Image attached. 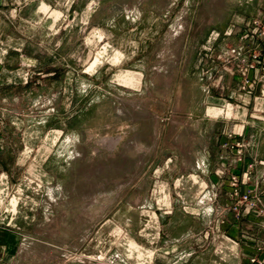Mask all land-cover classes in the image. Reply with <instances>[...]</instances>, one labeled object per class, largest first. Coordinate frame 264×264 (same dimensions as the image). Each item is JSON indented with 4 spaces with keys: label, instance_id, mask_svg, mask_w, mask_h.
Returning a JSON list of instances; mask_svg holds the SVG:
<instances>
[{
    "label": "rangeland",
    "instance_id": "1",
    "mask_svg": "<svg viewBox=\"0 0 264 264\" xmlns=\"http://www.w3.org/2000/svg\"><path fill=\"white\" fill-rule=\"evenodd\" d=\"M253 19L264 27V0L0 5V230L19 237L0 259L264 260V213L231 186L251 170L241 186L255 189L264 168L239 170L246 142L228 97L241 70L230 51L245 46L236 32ZM229 103L230 117L213 116Z\"/></svg>",
    "mask_w": 264,
    "mask_h": 264
},
{
    "label": "crops",
    "instance_id": "2",
    "mask_svg": "<svg viewBox=\"0 0 264 264\" xmlns=\"http://www.w3.org/2000/svg\"><path fill=\"white\" fill-rule=\"evenodd\" d=\"M17 3L21 2V0H15ZM38 0H24L25 5H29L30 3H35ZM6 0H0V5H3ZM41 6V10L47 12L49 10L48 5L45 3ZM98 59H96L91 68L97 65ZM233 80V79H232ZM126 82L131 83L129 76L126 78ZM229 99H233L235 102H238L236 105V112L240 114V121L242 122V127L239 129V136L241 137V142H246V150L244 155L243 162H238V168L242 172L245 170L246 165L251 163L252 161L257 162L260 160V164L264 165V154H261V151H264V122L257 121L254 124H250L247 121V118L250 117H260L264 121V76L259 80L256 84L254 91L251 95L242 94L239 89V79L235 77V85L233 93L228 96ZM222 102H227L226 99H217ZM225 105V110L221 108H215L212 113L214 117H219L222 115H226L230 117L232 115V111L234 110L231 107V103ZM252 112H258L260 114H252ZM236 114V116H237ZM256 115V116H255ZM3 161L0 159V166L2 167ZM260 166H256L255 176L252 179V186L255 187L254 190H258V188L263 189L264 187V179L260 181L259 176H264V168H262L261 172L259 170ZM2 177H5L8 181V175L2 174ZM249 187L243 186V191L247 190ZM13 205L15 206L17 200H12ZM13 243H19V237L11 234L9 232H4L0 230V246L6 250L11 249ZM0 247V248H1ZM9 255L3 252V255L0 259V264H5L9 259L7 258Z\"/></svg>",
    "mask_w": 264,
    "mask_h": 264
},
{
    "label": "built area",
    "instance_id": "3",
    "mask_svg": "<svg viewBox=\"0 0 264 264\" xmlns=\"http://www.w3.org/2000/svg\"><path fill=\"white\" fill-rule=\"evenodd\" d=\"M245 31L238 30L236 33L240 36L241 41L245 46L232 48L230 51L231 58L238 62L241 66L240 74L237 76L239 79V89L242 94L251 95L254 91L258 78V66L262 64L260 47L264 41V27L261 22L257 20L249 21ZM254 47V48H253ZM239 161H243L244 145L237 144ZM251 164L249 169H252ZM252 171L244 173L242 178L239 175H235L231 178V186L236 196L243 194V201L240 203H247L250 205V209H257L260 213H264V192L259 193L257 190L248 188L242 193V186L246 185L251 180ZM242 179V180H241ZM238 209V208H237ZM236 209V210H237ZM239 216V214H238ZM248 264H264V260L259 259L257 256H250Z\"/></svg>",
    "mask_w": 264,
    "mask_h": 264
}]
</instances>
